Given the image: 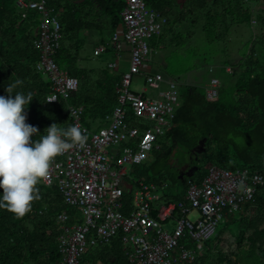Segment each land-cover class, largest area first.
<instances>
[{
    "label": "trees",
    "instance_id": "1",
    "mask_svg": "<svg viewBox=\"0 0 264 264\" xmlns=\"http://www.w3.org/2000/svg\"><path fill=\"white\" fill-rule=\"evenodd\" d=\"M64 1L47 0L49 7L61 12L58 19L62 41L55 61L79 85L70 99L50 104L47 98L53 93L52 85L37 70L40 57L34 47L39 16L29 12L24 17L17 0H0V95L7 96L5 88L17 79L23 84L14 93L32 92L34 98L25 111L26 123L40 132L34 140L46 135L45 129L53 123L64 129L73 126L71 108H83L82 124L89 130L92 124L106 120L118 106L116 88L125 74L120 75L108 66L85 67L83 53L84 31L109 29L113 34L122 25L126 2ZM145 3L167 20L162 34L149 42L153 50L179 49L198 33L209 45L230 43L232 32L242 26L250 34L237 60L220 67L206 65L208 75L220 81L218 99L208 101L205 97L204 85L210 80L203 84L183 83L171 127L158 138L149 161L133 167V182L155 185L162 191V198L157 201L166 204L183 201L188 182H202L211 167L230 171L247 168L264 174V0H251L248 4L241 0H187L181 7L168 0H145ZM110 52L114 49L107 47L106 53ZM91 58L101 60L93 52ZM218 68L224 73L221 79L215 76ZM127 117L135 124L132 114ZM176 185H181V193L168 191ZM36 187L39 199L25 216L17 218L0 208V264L61 261L58 216L67 213L73 217L78 212L66 206L56 185L45 186L40 181ZM123 202V212L128 214L132 196L125 194ZM127 253L118 235L108 245L87 249L81 264H131ZM174 264H264V189L258 190L253 202L226 219L195 261L177 260Z\"/></svg>",
    "mask_w": 264,
    "mask_h": 264
},
{
    "label": "built area",
    "instance_id": "2",
    "mask_svg": "<svg viewBox=\"0 0 264 264\" xmlns=\"http://www.w3.org/2000/svg\"><path fill=\"white\" fill-rule=\"evenodd\" d=\"M17 5L24 17L29 12L39 16L34 47L40 57L37 70L52 85L47 103L70 99L79 84L55 61L62 41L57 13L47 0H17ZM121 21L123 32H115L110 47L117 59L124 46L128 47L130 64L116 88L118 106L107 117L109 125L92 133L82 124L83 108H71L73 125L84 131L86 144L55 157L48 177L41 180L45 186L56 185L66 206L78 212L73 217L67 213L58 216L59 264H81L87 249L108 245L118 235L131 264L193 262L205 243L216 236L220 225L253 202L259 189H264V174L247 168L230 171L211 167L202 182H188L183 201L154 208L156 186L142 181L135 184L131 175L134 166L150 159L158 138L171 127L180 104L179 92L173 81L157 99L132 93L130 87L133 77L146 68L151 56L150 40L162 34L167 20L148 9L145 0H126ZM106 51L107 47L101 46L94 55L98 57ZM116 67L115 63L109 65L110 69ZM227 72L231 69L227 68ZM145 83L149 89L159 90L165 80L158 72L145 75ZM220 87L219 79L212 77L205 88L206 99H218ZM128 113L135 124L129 121ZM126 193L132 194L128 214L123 212Z\"/></svg>",
    "mask_w": 264,
    "mask_h": 264
},
{
    "label": "clouds",
    "instance_id": "3",
    "mask_svg": "<svg viewBox=\"0 0 264 264\" xmlns=\"http://www.w3.org/2000/svg\"><path fill=\"white\" fill-rule=\"evenodd\" d=\"M22 84L17 79L5 88L7 96L0 95V189H3L0 208L17 218L29 213L32 203L39 199L36 186L48 177L54 158L77 145L84 147L87 140L79 126L64 129L57 123L46 128V135L39 140L32 139L40 132L36 126L26 123L25 110L34 96L30 91L14 93Z\"/></svg>",
    "mask_w": 264,
    "mask_h": 264
},
{
    "label": "rangeland",
    "instance_id": "4",
    "mask_svg": "<svg viewBox=\"0 0 264 264\" xmlns=\"http://www.w3.org/2000/svg\"><path fill=\"white\" fill-rule=\"evenodd\" d=\"M109 30V29H106ZM119 32V31H118ZM123 28L121 26L120 34H122ZM103 33V34H101ZM96 36L90 34L86 35L85 40V52L83 53L85 56L84 66H94L105 65V63L109 60H114L111 57L110 53L103 54L101 60L96 61L91 58V51L93 50L95 45H99V40H103L106 36V31L101 32ZM249 31L246 27H239L232 32V39L230 43L227 44H213L209 45V43L201 36L199 33L190 43L184 44L179 49L169 50L162 54L163 59H157L156 63L159 67V72L162 73L166 78H170L173 80H179L177 89L180 93L183 89V83H187L192 81H198L199 84H203L206 80H210L212 75H208L206 70V65L213 64L214 66L220 67L225 62L235 61L239 58V54L243 53L242 47L245 39L249 38ZM108 35V34H106ZM241 44V45H240ZM240 49V50H239ZM146 71H142L139 75H135L132 79L130 90L135 94H142L143 90L146 89L145 97L149 99H157L158 93L161 91H166L168 88L166 84L162 86L159 90H151L146 86L145 83V75H147ZM216 77L220 79L224 77V73L218 68ZM159 93V94H160ZM109 125V120H104L102 122H96L92 124L91 132L98 133L101 128H106ZM149 161V160H148ZM146 161L145 163H147ZM186 166H183L182 172H184ZM170 185L169 182H167ZM177 190L180 192L182 190L181 185H176L174 187H170L168 191L173 192ZM194 216L192 217V219ZM223 224L220 225L219 229H221Z\"/></svg>",
    "mask_w": 264,
    "mask_h": 264
},
{
    "label": "crops",
    "instance_id": "5",
    "mask_svg": "<svg viewBox=\"0 0 264 264\" xmlns=\"http://www.w3.org/2000/svg\"><path fill=\"white\" fill-rule=\"evenodd\" d=\"M68 1L69 2H73L72 0H65L64 3L65 2H68ZM116 1H120V0H116ZM121 1H125L126 2V0H121ZM168 1L171 2L172 5L178 4L181 7L182 4H185V2L187 0H168ZM76 3L77 4H83V1L81 2V0H76ZM52 9L55 11L54 8H52ZM57 13H58L57 15L59 16L61 12L59 11ZM120 30H121V26L117 30H115L113 34H111V32L109 30H105L106 31V34H108V35L105 34L106 37L103 39L105 43H101V39H98L99 40V43H98L99 45H95L94 48H93V50L91 51V53L93 52V54H94L95 49H97L98 47H101V46H105L106 45L105 47H110V42H111V39H112L113 35L115 34V32H118V31L120 32ZM101 32H104V31L103 30H101V31H94V32H85L84 31V36L86 38L87 37L86 35L89 36L92 33H93L94 36H96L97 34H99ZM101 34H103V33H101ZM159 49H161V48H159ZM166 51H164V50L158 51V49H154V50L151 49V56H150L148 62L146 63V68L144 69V71L148 72L146 74H154V73H158L159 72V67H158V65L156 63V60L157 59H160V60L163 59L164 57L162 56V54L165 53ZM110 54H111V57L114 60H112V61L109 60V61H107L105 63V65H98V66H105V67L108 66L109 67V65L115 63L117 65V67L115 69H110L109 68L110 70H117V72L120 75H122V74H124V73H126V72L129 71L130 55H129V48L128 47L124 46V52L120 55V59H117V57L115 55V52H110ZM102 56H103V54L101 56H98V57H102ZM84 59H86L85 56H84ZM90 67L92 68L94 66H90ZM163 77H164V80H165V83L164 84H166L167 88H168V84L167 83L169 81L175 82L173 79L166 78L165 76H163ZM187 83H189V85H191L190 83H192V81H189ZM164 84H162L161 87L164 86ZM176 84L178 85V83H176ZM206 86H207V84L204 85V90H205ZM161 92H164V91H161ZM145 93H146V89L143 90V93L141 95H144L145 96ZM159 93H158V97H159ZM138 95H140V94H138ZM179 100H180V98H179ZM179 193H181V191ZM126 194H129V193H126ZM130 195L132 196V194H130ZM155 196L158 198V200H159V198H162V191L161 190L158 191V188H157ZM156 201L153 204V206H154L155 209H157L162 204H164V203H161L160 201H157V202Z\"/></svg>",
    "mask_w": 264,
    "mask_h": 264
},
{
    "label": "flooded vegetation",
    "instance_id": "6",
    "mask_svg": "<svg viewBox=\"0 0 264 264\" xmlns=\"http://www.w3.org/2000/svg\"><path fill=\"white\" fill-rule=\"evenodd\" d=\"M186 173V172H185Z\"/></svg>",
    "mask_w": 264,
    "mask_h": 264
}]
</instances>
